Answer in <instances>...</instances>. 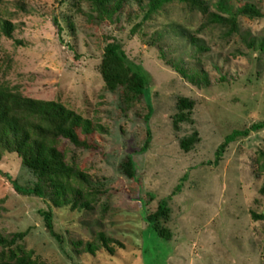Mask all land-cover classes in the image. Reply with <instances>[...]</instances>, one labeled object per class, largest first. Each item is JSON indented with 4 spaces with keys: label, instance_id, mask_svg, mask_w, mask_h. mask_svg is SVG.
<instances>
[{
    "label": "rangeland",
    "instance_id": "obj_1",
    "mask_svg": "<svg viewBox=\"0 0 264 264\" xmlns=\"http://www.w3.org/2000/svg\"><path fill=\"white\" fill-rule=\"evenodd\" d=\"M203 1L207 13L173 1L149 17L150 0H124L111 15L93 0L0 1V21L13 27L10 37L0 24V87L57 101L96 126L88 148L57 143L89 178L90 186L73 181L85 191L78 202L18 192L14 180L32 186L36 176L15 153L0 160V236L16 238L0 243V264L21 256L40 264H264V128L229 144L215 162L227 135L264 120V0H225L230 12L219 0ZM245 5L261 16L240 13ZM110 37L150 73L145 99L106 87L101 67ZM176 65L206 73L211 84L191 83ZM180 97L195 101L194 122L176 128ZM147 103L152 138L142 152ZM195 131L199 141L185 151L181 140ZM129 154L136 180L123 172ZM163 199L171 213L161 224L171 239L146 218ZM49 210L61 240L46 226Z\"/></svg>",
    "mask_w": 264,
    "mask_h": 264
},
{
    "label": "trees",
    "instance_id": "obj_2",
    "mask_svg": "<svg viewBox=\"0 0 264 264\" xmlns=\"http://www.w3.org/2000/svg\"><path fill=\"white\" fill-rule=\"evenodd\" d=\"M1 1V0H0ZM101 13L111 15L121 8L124 0H114V5L107 6L111 0H93ZM173 1L189 3L192 7L198 8L200 11L207 13L209 8L203 0H150V10L145 17L164 4ZM218 6L223 11L230 12L225 0H219ZM240 13L253 16H261L256 8L245 5L240 9ZM219 22L228 21L235 25L236 16L231 15L228 18L216 13H210ZM104 16V15H103ZM102 17V15H101ZM5 33L12 37L13 27L7 21H0ZM180 69L184 77L197 86H209L211 84L210 77L206 73L189 74L186 70ZM101 74L106 83V87L115 91L123 88L124 94L136 98L145 99V91L148 87H152V79L150 73L142 66L132 61L121 43L115 38L110 37L104 48V56L102 60ZM149 112L145 115L147 123V140L142 148V152L148 150L152 132L149 121L153 114V105L147 103ZM195 101L188 97H180L178 99V112L174 118L176 128L181 123H193L192 118ZM264 128V120L254 123L250 128L239 130L236 129L226 136L225 140L216 151V163L222 159L227 147L240 137L248 136L252 131H258ZM96 126L90 119L82 117L74 110L65 107L57 101H45L33 99L21 95L9 89L0 87V160L7 153H15L21 159L23 166L30 169L37 178L32 186H22L17 181H13L15 189L26 195H36L42 198L50 196L59 201H69L70 196H74V201L85 197L84 190L80 186H75L73 181L79 184L89 185V178L82 170L68 164L63 157V153L59 150L57 143L60 139H67L77 147L89 146V138L95 132ZM83 135L85 138L83 139ZM199 141V133L195 131L192 135L181 140V147L185 151H189ZM123 172L131 179H137V164L133 154H129L122 164ZM92 187V186H91ZM181 189V185L173 191L169 199ZM149 201L153 200L155 195L149 193ZM144 205L146 201L140 199ZM86 200L85 203L89 204ZM171 208L169 200L163 199L156 211L147 212L146 218L150 225L165 239H171V232L162 226L161 221L169 220ZM263 217V216H261ZM46 226L52 235L61 240V236L54 231L53 212L52 210L44 212ZM20 236V235H19ZM22 236V235H21ZM16 238L8 240L0 236V243L3 245L13 244ZM106 246L110 251L111 247L103 238ZM11 264V263H9ZM12 264H40L30 258L21 256Z\"/></svg>",
    "mask_w": 264,
    "mask_h": 264
}]
</instances>
